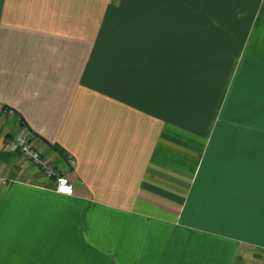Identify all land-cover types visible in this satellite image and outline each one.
<instances>
[{"label":"crops","instance_id":"0c3cea01","mask_svg":"<svg viewBox=\"0 0 264 264\" xmlns=\"http://www.w3.org/2000/svg\"><path fill=\"white\" fill-rule=\"evenodd\" d=\"M0 264H264V0H0Z\"/></svg>","mask_w":264,"mask_h":264},{"label":"built area","instance_id":"2783aa9c","mask_svg":"<svg viewBox=\"0 0 264 264\" xmlns=\"http://www.w3.org/2000/svg\"><path fill=\"white\" fill-rule=\"evenodd\" d=\"M4 112L11 114L12 110L6 109ZM23 138L24 137L21 136H15L7 139V143L12 149H14V151L18 153L21 159L25 160L31 165L36 166L42 172L43 176L51 181L53 185L52 190L55 193L68 195L62 194L58 191L59 178H64L67 181V185L71 186L72 188V193L70 194L72 195L74 189L73 184L69 179V173L74 169L75 161L72 158H67L68 170L64 172L59 171L46 157L41 154V151L37 147L31 144L30 141L21 143V139Z\"/></svg>","mask_w":264,"mask_h":264},{"label":"clouds","instance_id":"9594fccd","mask_svg":"<svg viewBox=\"0 0 264 264\" xmlns=\"http://www.w3.org/2000/svg\"><path fill=\"white\" fill-rule=\"evenodd\" d=\"M23 143V141H21ZM58 191L62 194L70 195L72 193L71 186L67 185V181L64 178H59V187Z\"/></svg>","mask_w":264,"mask_h":264},{"label":"rangeland","instance_id":"374dc122","mask_svg":"<svg viewBox=\"0 0 264 264\" xmlns=\"http://www.w3.org/2000/svg\"><path fill=\"white\" fill-rule=\"evenodd\" d=\"M9 109V108H8ZM16 135H12V134H7L6 136H5V139L7 138V139H9V138H12V137H15ZM18 136V135H17ZM21 137H24L23 139H21V141H23V142H29L30 141V136H28V135H20ZM6 139V140H7ZM6 146L8 147V148H10L11 150H13L14 151V149H12L9 145H8V143H7V141H6Z\"/></svg>","mask_w":264,"mask_h":264}]
</instances>
